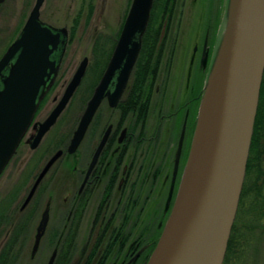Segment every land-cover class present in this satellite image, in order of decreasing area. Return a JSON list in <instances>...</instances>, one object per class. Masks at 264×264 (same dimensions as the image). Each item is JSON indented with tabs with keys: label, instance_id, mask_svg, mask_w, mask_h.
<instances>
[{
	"label": "rangeland",
	"instance_id": "1",
	"mask_svg": "<svg viewBox=\"0 0 264 264\" xmlns=\"http://www.w3.org/2000/svg\"><path fill=\"white\" fill-rule=\"evenodd\" d=\"M131 2L132 0H43L40 19L52 26L66 28L69 38L54 85L37 110L34 121L43 120L54 107L84 56L93 61L99 47L108 51L113 48ZM228 2L229 0H221L222 6L219 8V0H175L171 17H159L154 27L161 23L162 33L157 41V50L162 47V51L156 76L151 84L144 124L136 114L124 116L119 108H111L103 101L86 130V138L80 148L72 154L67 153L69 141L91 94L85 99L86 93L82 85L81 89L78 86L65 109L35 149L30 148L28 135L32 131L31 128L27 129L15 154L0 174V204L10 203L5 219L10 218L0 220V229H4L3 232L0 231V247L3 242L8 241V237L12 240L17 235L12 253V257L16 255V259L10 264H46L54 249H57V253L53 264H62V260L58 263L56 261L66 249V245L63 247V240L74 207L71 205V196L75 194L80 182L78 168L88 162L103 130L110 125L115 130L108 140L109 145H112L110 149L119 150L118 155L123 153L117 165L112 190L98 216L102 187L88 195L74 245L68 252L71 257H67L64 264H99L101 260L106 264L112 255L116 262L121 257L120 253L124 252L122 249L125 240L131 238L130 242H133L138 239V234L148 245V260L176 196L167 204L166 190L164 195L162 192L163 174L166 173L168 164L164 162L174 155L181 121L192 101L194 111L187 122V130L193 120L195 129L206 80L226 25ZM34 3L35 0H4L0 3V56L21 30ZM216 13L219 15L218 34L215 33L214 39L212 35L206 39L205 45L206 32L208 36L212 31L208 30V25L214 26ZM204 45L207 49L213 46L208 62L202 66L201 50ZM94 46H98V51ZM131 78L132 73L124 98L131 86ZM188 99L191 102L187 104ZM122 127H127L129 132L125 148H121L122 141H116ZM194 129L179 183L188 163ZM58 149L63 150V154L43 177L31 200L22 207L37 174ZM107 154L105 152L101 157L106 159ZM117 154L115 153L114 159ZM123 165H127L128 169L123 175L124 182L118 185L117 179ZM162 165L164 171L159 175ZM48 200V224L32 255L36 228ZM24 210L29 217L27 223L20 222V218L25 217V212L22 213ZM14 211L23 216L14 215ZM8 220H11V224H7ZM21 223L25 226L19 228ZM250 238L252 240L244 248V254L237 264H264V231L251 234Z\"/></svg>",
	"mask_w": 264,
	"mask_h": 264
},
{
	"label": "water",
	"instance_id": "2",
	"mask_svg": "<svg viewBox=\"0 0 264 264\" xmlns=\"http://www.w3.org/2000/svg\"><path fill=\"white\" fill-rule=\"evenodd\" d=\"M42 3L43 0H35L20 33L0 58V174L52 86L68 40L66 28L40 19ZM152 5L153 0H132L67 153L75 152L104 99L111 108L119 103L138 57ZM88 62L86 56L80 60L60 98L38 124L31 149L38 146L65 109L85 75ZM213 62L194 129L186 166L189 172L181 178L171 211L146 264L223 263L244 182L264 70V0H229L226 25ZM110 130L108 126L102 135L91 167ZM183 137L184 130L178 140L176 163ZM62 154L63 150L58 149L47 159L22 207L31 200ZM49 202L36 228L32 255L45 232ZM56 253L54 249L46 264L54 263Z\"/></svg>",
	"mask_w": 264,
	"mask_h": 264
},
{
	"label": "trees",
	"instance_id": "3",
	"mask_svg": "<svg viewBox=\"0 0 264 264\" xmlns=\"http://www.w3.org/2000/svg\"><path fill=\"white\" fill-rule=\"evenodd\" d=\"M174 2L175 0H154L153 2L150 19L142 38L139 56L134 65L132 78L129 82L131 86L127 89L128 93L126 92V98L123 97L116 107L122 111L124 116L131 113L136 114L142 122L146 119L150 102L149 94L152 86L151 84L155 79L162 51V47H159L157 50L161 23L156 28L154 26L155 23L158 22L159 17H171ZM94 47L98 51V46ZM107 51L108 50L104 47H99L95 60L93 59V61L91 60L89 63L85 77L79 87L81 89L82 85H84V91L86 93L85 99L92 93L104 71L111 53L110 49L108 53ZM146 82L149 84L145 86ZM84 204L85 203L81 201L79 203V208H76V210L74 209L75 211L73 210L72 212V224L67 228V233L64 237L66 245L65 253L59 255L60 259H58L56 263L62 260V264H64L66 263V258L69 256L71 257L68 252L74 245L79 221L86 205ZM7 208L10 210V203L0 204L1 221L10 218L5 219ZM23 212H25V217H21L20 222L24 221V223H27L29 217L26 215V210L22 211V213ZM15 214H17V216L21 215L14 211V215ZM74 214L75 220L73 219ZM10 221L11 220H8L7 224H9ZM24 223H21L19 228L24 227ZM0 231L3 232L4 229L1 228ZM262 231H264V70L246 163L244 182L222 264H237L244 254V248H247V244L252 240V238L249 239L250 235ZM10 238L11 237H8V241L5 243L3 242L0 247V264H10L16 259V255L12 257V253L17 235L13 236L12 240H10ZM94 251L95 248L92 250V253H94ZM99 264H104V261L101 260Z\"/></svg>",
	"mask_w": 264,
	"mask_h": 264
},
{
	"label": "flooded vegetation",
	"instance_id": "4",
	"mask_svg": "<svg viewBox=\"0 0 264 264\" xmlns=\"http://www.w3.org/2000/svg\"><path fill=\"white\" fill-rule=\"evenodd\" d=\"M220 3L218 4V7L220 8V5L222 6L221 4V0H219ZM218 13L215 14V24L214 26H210L208 25V30L211 29V33H208V36H207V32H206V35H205V42L204 44L206 45L207 41L206 39L208 40V38L212 35V39L215 38V33H217V30H218V20H219V17H218ZM26 21V20H25ZM23 27V26H22ZM22 29V28H21ZM207 30V31H208ZM21 31V30H20ZM19 31V33H20ZM219 32V31H218ZM18 33V34H19ZM162 32H159V35L161 34ZM17 34V36H18ZM120 34V33H119ZM144 35V34H143ZM215 35V36H214ZM16 36V37H17ZM15 37V38H16ZM119 37V36H118ZM15 38L13 39V41L15 40ZM143 38V36H142ZM118 40V38H117ZM117 40L115 41V44L117 42ZM12 41V42H13ZM214 41V40H213ZM11 42V43H12ZM10 43V44H11ZM9 44V45H10ZM114 44V46H115ZM8 45V46H9ZM141 45H142V42H141ZM205 45L203 46L202 50H201V65L203 66L204 64H206V62H208L209 60V57H210V49H212V46L209 47V49H207V47H205ZM114 46L113 48L111 49V53H110V56L112 54V51L114 49ZM7 49V48H6ZM5 49V50H6ZM4 50V51H5ZM3 51V52H4ZM194 51H197V49H194ZM3 52L1 53V56L3 55ZM0 56V57H1ZM110 56L108 57V60L110 58ZM107 60V62H108ZM90 63V62H89ZM201 69V68H200ZM126 89V88H125ZM125 92V90H124ZM124 92H123V95L121 97V99L124 97ZM46 97V96H45ZM120 99V100H121ZM103 101H106V100H103ZM189 102H191V99H188L186 101V103L188 104ZM103 103V102H102ZM107 103V102H106ZM186 103L184 104L186 106ZM108 105V103H107ZM193 106H194V103L193 101L189 104L188 108L185 110V117L182 118V121H181V126H180V133H179V136L180 137V134L181 132L184 130V137H183V143H182V147H181V152H180V156H179V159H178V162L176 163L175 162V153H176V150H177V144H178V140H177V143H176V148H175V152H174V155L173 156H170L165 162H168L167 164V170H166V173L163 174L164 178H163V181H162V185H163V195L165 194V190H166V199H167V204H169L168 202L170 201L171 198H173L174 195H176V190L178 188V183H179V179H180V176H181V172H182V169H183V165L185 164V161H186V158H187V154H188V151H189V146H190V141H191V137H192V133H193V129H194V120L191 122L190 124V127L188 128L187 130V126L189 125L187 122L190 118H192L193 116ZM172 118V117H171ZM170 118V119H171ZM94 119V118H93ZM44 120V119H43ZM41 120V121H43ZM80 120V119H79ZM41 121H34L33 120V123L31 124L30 128H31V131L30 134L28 135V141H29V145L31 143V140L33 139L34 135L36 134V131H37V128H38V124L41 122ZM93 121V120H92ZM91 121V122H92ZM90 122V123H91ZM144 124V122H142ZM90 125V124H89ZM111 126V125H110ZM88 128V127H87ZM125 130V131H124ZM115 131L113 129V127L111 126V130H110V133H109V136L103 146V148L101 149L94 165L91 167V162H92V159H93V156H94V153L97 149V146H98V143L102 137V135L104 134L105 132V129L103 130L102 134H101V137L97 143V145L95 146L94 150L92 151V154L90 155V159L88 160V162L84 164H81L80 168H78V172H79V179H80V182H79V185H78V188L75 192V194H73L71 196V199H72V207L74 205V207L72 208L71 210V214L73 215V210L76 208L78 209L79 208V203L82 201L83 203H86L87 202V199H88V195L93 193V192H96V190L99 188V187H102V192H103V195H102V199H101V202L99 204V210L97 212V216L99 215L100 213V210L102 208V206H104L107 202V199L111 193V190H112V185L114 183V180H115V177H116V172H117V165L118 163L121 161L122 159V156H123V153L121 152L120 155H118L117 153H119V150H115V148L113 150L110 149V146L109 143L110 141H108L112 135L111 132ZM86 133V132H85ZM128 130H127V127H122L119 131V133L117 134L116 136V141L118 142H121L123 145L121 148H125V141H126V138L128 136ZM86 134H84L81 142L79 143V145L77 146L75 152L80 148V145L81 143L85 140V137ZM122 137V140L119 141V138ZM179 139V138H178ZM42 140V139H41ZM41 142V141H40ZM39 142V143H40ZM107 143V145H106ZM114 151V152H113ZM108 153L107 154V157L106 159H103L101 157L102 154L104 153ZM115 153L117 154V157L114 159V156H115ZM82 156V154H81ZM81 161V159L79 160V162ZM78 163V161L76 162ZM82 163V162H81ZM8 164V163H7ZM127 169H128V166L127 165H123L122 168H121V175L119 176V178L117 179V184L118 185H121L124 180H125V176H123L124 174H126L127 172ZM163 165L159 168V175H162L163 173ZM170 171V172H169ZM118 176V175H117ZM67 198H65L66 200ZM104 204V205H103ZM49 206H50V202H49ZM45 208V207H44ZM44 210V209H43ZM42 210V211H43ZM74 210V211H75ZM49 213H50V207H49ZM41 217V216H40ZM50 217V216H49ZM99 218V217H98ZM97 218V219H98ZM72 219V217H71ZM73 219L75 220V214H74V217ZM40 220V219H39ZM49 220V218H48ZM80 223V221H79ZM48 224V222H47ZM72 224V222L70 221L68 227ZM159 225V224H158ZM139 237L138 239H134L135 241L133 242H130L131 238H127L125 240V245H124V248L122 249V251H124L123 253H120V258L117 259V264H145L146 263V250L148 248V245L147 243H145L144 239H140V234H138ZM130 242V244L128 243ZM150 242V241H148ZM65 246V243H64V240H63V247ZM120 246L122 247V244H120ZM106 253V250L105 252ZM32 256V255H31ZM70 257V256H69ZM109 257V256H108ZM106 262V261H105ZM116 262L113 261V255L109 257V261L106 262V264H116ZM105 264V263H104Z\"/></svg>",
	"mask_w": 264,
	"mask_h": 264
},
{
	"label": "bare ground",
	"instance_id": "5",
	"mask_svg": "<svg viewBox=\"0 0 264 264\" xmlns=\"http://www.w3.org/2000/svg\"><path fill=\"white\" fill-rule=\"evenodd\" d=\"M188 172H189V167H187L186 171L184 172L185 174H183L182 176H185L186 177V175L188 174ZM185 177H184V179H185Z\"/></svg>",
	"mask_w": 264,
	"mask_h": 264
}]
</instances>
